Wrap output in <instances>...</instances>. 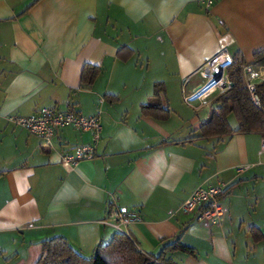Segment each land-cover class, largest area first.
<instances>
[{"label": "crops", "instance_id": "obj_1", "mask_svg": "<svg viewBox=\"0 0 264 264\" xmlns=\"http://www.w3.org/2000/svg\"><path fill=\"white\" fill-rule=\"evenodd\" d=\"M223 49L264 82V59L251 64L264 49V0L210 10L198 0H0V264H36L54 237L91 257L117 233L100 223L110 206L140 214L127 232L142 253L156 257L179 235L194 251H167L165 264H264V136L185 141L224 90L202 94ZM85 65L101 69L89 88ZM158 82L166 120L140 112ZM41 107L98 116L95 157L67 171L62 156L90 133L65 128L46 146L7 121ZM217 184L229 188L217 222L180 209Z\"/></svg>", "mask_w": 264, "mask_h": 264}, {"label": "trees", "instance_id": "obj_2", "mask_svg": "<svg viewBox=\"0 0 264 264\" xmlns=\"http://www.w3.org/2000/svg\"><path fill=\"white\" fill-rule=\"evenodd\" d=\"M125 51L127 53L124 56ZM130 54L129 50L122 48L117 56L120 60H126ZM262 59H264V49L253 55L251 64ZM243 66H245V62L240 52L234 53L232 64L226 69L231 85L214 96L207 119L196 130L199 135L185 141L249 133H258L264 136V82L256 84L254 88L258 99V105H255L247 89L242 71ZM100 73L99 67L85 65L81 73L82 87H91ZM163 92V83L158 82L153 85L149 101L140 106L143 116L155 120H166L169 117L168 107H164L161 103ZM105 98L107 99L109 96H105ZM230 116H233L235 120L234 128L229 123ZM227 190L223 191L220 198ZM42 250L44 254L36 264H165L163 255L167 251H179L194 255L193 249L180 243V235L174 239L173 243L165 246L160 255L153 257L142 253L129 237L120 233L114 234L107 244L98 245L91 257H85L75 251L63 237H54L43 241Z\"/></svg>", "mask_w": 264, "mask_h": 264}, {"label": "built area", "instance_id": "obj_3", "mask_svg": "<svg viewBox=\"0 0 264 264\" xmlns=\"http://www.w3.org/2000/svg\"><path fill=\"white\" fill-rule=\"evenodd\" d=\"M215 0H198L205 10H210L214 5ZM224 57V69H227L232 64V58L227 49L220 51L218 56ZM214 60L209 62L211 64ZM244 78L246 80L247 89L250 93L251 100L255 105H258V99L255 94L256 84L253 82L252 73L247 66L242 67ZM228 77L223 76L221 85L217 86L212 81L204 88L202 94L208 87V93L215 89L222 90V85L228 87ZM190 98L185 97L184 100L188 102ZM7 121L15 127L27 131L30 135L39 138L46 146H50L55 138H57L60 131L65 128H74L80 132L90 133V142L86 145L76 147L71 153H66L61 158V166L70 171L73 167L82 160H92L95 157L96 146L100 140L101 123L98 116L85 117L76 113L73 109L59 110L51 107H41L28 116L12 115L7 118ZM224 186L222 184L212 186L197 187L181 204L180 209L186 213L197 212L198 220H208L215 223L221 217L220 197L223 194ZM142 218L136 211H128L115 206L107 208L101 224L106 227L114 229L117 233L129 237L128 226L140 223Z\"/></svg>", "mask_w": 264, "mask_h": 264}, {"label": "water", "instance_id": "obj_4", "mask_svg": "<svg viewBox=\"0 0 264 264\" xmlns=\"http://www.w3.org/2000/svg\"><path fill=\"white\" fill-rule=\"evenodd\" d=\"M223 67H218L217 68V71H213L210 73V80L213 82V83H218L219 81H221L223 79ZM231 84L228 83V87L230 86ZM227 88V86L225 84L222 85V89H225Z\"/></svg>", "mask_w": 264, "mask_h": 264}, {"label": "rangeland", "instance_id": "obj_5", "mask_svg": "<svg viewBox=\"0 0 264 264\" xmlns=\"http://www.w3.org/2000/svg\"><path fill=\"white\" fill-rule=\"evenodd\" d=\"M224 75H227L226 74V69H224V72H223V76ZM228 80V79H227ZM229 82V81H228ZM217 91H220V89H215V92H217ZM214 94H216V93H214ZM228 120H229V123H230V125L232 126V127H235V125H236V123H235V120H234V118H233V116H230L229 118H228Z\"/></svg>", "mask_w": 264, "mask_h": 264}, {"label": "bare ground", "instance_id": "obj_6", "mask_svg": "<svg viewBox=\"0 0 264 264\" xmlns=\"http://www.w3.org/2000/svg\"><path fill=\"white\" fill-rule=\"evenodd\" d=\"M217 59L224 60L225 58H224V57H219V58H217ZM217 59H216V60H217ZM216 60H214L211 64H209L208 67H210L211 65H213L214 62H215ZM213 71H217V69L210 70V72H213ZM262 73H263V72H262ZM253 76H254V74H253ZM263 76H264V75H263ZM219 82H220V81H219ZM219 82H218V83H219ZM216 84H217V83H216ZM216 84H215V85H216Z\"/></svg>", "mask_w": 264, "mask_h": 264}]
</instances>
